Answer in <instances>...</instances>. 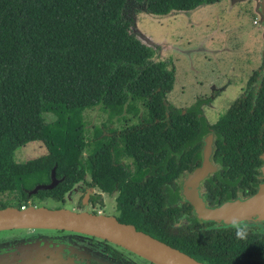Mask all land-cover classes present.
<instances>
[{
  "label": "trees",
  "instance_id": "1",
  "mask_svg": "<svg viewBox=\"0 0 264 264\" xmlns=\"http://www.w3.org/2000/svg\"><path fill=\"white\" fill-rule=\"evenodd\" d=\"M130 2L143 0H0V195L48 182L56 166L64 179L46 192L61 198L91 173L103 190L123 189L121 221L161 237L160 217H145L125 201L126 181L145 179V188L177 176L173 143L182 155L184 133L195 122L170 103L166 117L176 66L156 60L154 47L133 33ZM98 106L107 114L101 124L72 121L71 110ZM23 110L36 114L47 151L18 161L12 137L15 113ZM126 158L135 164L131 178ZM165 229L172 238L163 241L184 245L183 228Z\"/></svg>",
  "mask_w": 264,
  "mask_h": 264
},
{
  "label": "flooded vegetation",
  "instance_id": "2",
  "mask_svg": "<svg viewBox=\"0 0 264 264\" xmlns=\"http://www.w3.org/2000/svg\"><path fill=\"white\" fill-rule=\"evenodd\" d=\"M130 4V13L134 8L147 6L146 0ZM219 9L228 14L219 16L220 23L239 20L236 26H240L241 34L252 30L248 41L258 38L264 45V0H219ZM224 32L241 40V36L233 34L232 28ZM262 48L259 58L256 55H217L219 86L215 81L207 83L206 91L196 94V99L189 104L188 101L179 106L170 103L171 110L190 113L195 122V130L184 133L187 142L182 155L178 154L176 142L173 143L171 160L180 168L177 176L171 180H155L145 188V179L126 181L125 201L145 217H160L161 237L149 234L169 240L172 237L169 236L171 230L165 229L167 225L183 228L185 243L176 248L204 264H264V46ZM208 57L211 58L206 55L205 60ZM228 63L231 68L226 66ZM248 65L250 67L246 68ZM209 69L214 71V67ZM236 74L244 78L233 85L230 77ZM135 120L131 118L128 123L133 124ZM213 132L211 174L203 180L191 179L193 172L205 162L206 138ZM125 161L131 178L136 175L135 164L129 158ZM51 175L52 170L48 182H39L30 188L19 185L11 195L1 194L0 209L66 208L114 215L119 221L123 218V209L119 207L123 189L117 185L112 191L103 190L91 173L75 182L61 198L46 192L50 189L31 193L38 184L50 183ZM56 176L64 179L57 173ZM255 197L260 213L249 217L228 221L229 215L223 211L216 219L205 215L203 209L220 210L227 203ZM139 230L147 232L143 228ZM0 264L155 263L109 239L88 233L66 228L12 227L0 229Z\"/></svg>",
  "mask_w": 264,
  "mask_h": 264
},
{
  "label": "rangeland",
  "instance_id": "3",
  "mask_svg": "<svg viewBox=\"0 0 264 264\" xmlns=\"http://www.w3.org/2000/svg\"><path fill=\"white\" fill-rule=\"evenodd\" d=\"M181 1L184 3L179 0H146L145 8H134L132 11L136 19L132 28L133 33L152 43L157 50L156 60H172L176 66V83L174 89L167 95V100L177 106L186 105L187 101L189 104L196 99V94L206 91V84L209 82L215 81L219 86L217 55L232 57L256 55V58H259L264 46L258 38L248 41L252 38L250 36L252 30L241 34L240 26H236L239 20L219 22V16L227 14L220 11L219 0ZM230 28L234 30V35L241 36V40L243 38V43L239 38L225 34L224 31ZM220 32L224 33L221 35ZM206 55L211 58L205 60ZM226 66L231 68V63ZM212 67L214 71L209 69ZM248 67L250 65L246 68ZM243 78L242 74L232 75L230 83L236 85ZM231 92H234V88ZM70 114L74 124L80 126L87 122L89 128L94 124H101L107 118V114L100 106L92 110L74 109ZM35 121L36 114L32 111L23 110L15 113L12 142L18 146L16 155L18 161L40 156L47 151L34 126Z\"/></svg>",
  "mask_w": 264,
  "mask_h": 264
},
{
  "label": "water",
  "instance_id": "4",
  "mask_svg": "<svg viewBox=\"0 0 264 264\" xmlns=\"http://www.w3.org/2000/svg\"><path fill=\"white\" fill-rule=\"evenodd\" d=\"M139 39L145 44L153 46L152 43L144 41V38L139 37ZM165 103L166 117L169 118L170 104L167 99H165ZM212 135L214 132L209 133L206 138L205 162L193 172L191 179L203 180L211 174L210 161L214 150V137ZM61 180L56 176L55 166L52 169L51 182L38 184L31 193H36L39 189L54 188ZM257 199L255 197L246 201L230 202L220 210L219 208L207 209L204 207L203 209L206 212L205 215L216 219H219V214L225 211L229 218H224L229 221L260 213L256 208ZM12 227L66 228L88 233L109 239L155 264H204L179 248L137 229L135 224L119 221L114 215L76 212L66 208L30 207L21 210L17 207H6L0 209V229Z\"/></svg>",
  "mask_w": 264,
  "mask_h": 264
}]
</instances>
